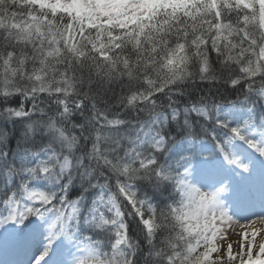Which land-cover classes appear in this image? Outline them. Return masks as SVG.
Returning a JSON list of instances; mask_svg holds the SVG:
<instances>
[{"label": "snow or ice", "instance_id": "snow-or-ice-1", "mask_svg": "<svg viewBox=\"0 0 264 264\" xmlns=\"http://www.w3.org/2000/svg\"><path fill=\"white\" fill-rule=\"evenodd\" d=\"M0 264H264V0H0Z\"/></svg>", "mask_w": 264, "mask_h": 264}]
</instances>
